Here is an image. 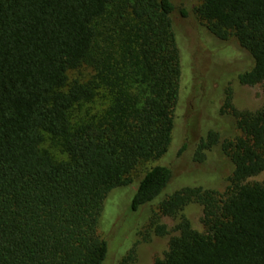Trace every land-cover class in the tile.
Listing matches in <instances>:
<instances>
[{
    "label": "trees",
    "instance_id": "trees-1",
    "mask_svg": "<svg viewBox=\"0 0 264 264\" xmlns=\"http://www.w3.org/2000/svg\"><path fill=\"white\" fill-rule=\"evenodd\" d=\"M173 10L171 0H0V264H102L107 193L172 139L181 77ZM194 11L213 36L248 51L238 80L264 94V0H200ZM230 98L220 109L240 133L210 130L194 150L202 160L217 144L230 159L223 191L165 194L172 169L159 163L137 179L130 206L155 203L157 234L167 233L160 215L177 218L152 264H264V179L246 180L264 169V101L249 110ZM192 201L202 231L182 212Z\"/></svg>",
    "mask_w": 264,
    "mask_h": 264
},
{
    "label": "rangeland",
    "instance_id": "rangeland-1",
    "mask_svg": "<svg viewBox=\"0 0 264 264\" xmlns=\"http://www.w3.org/2000/svg\"><path fill=\"white\" fill-rule=\"evenodd\" d=\"M171 1L174 4L171 19L181 69L172 139L162 156L137 166L132 173V182L114 187L107 193L98 221V232L107 245L102 264H122L127 252L131 257L127 264H152L155 257L163 255L170 235L177 233V218L160 215L159 222L166 225L167 233L157 234L150 224L155 203L143 204L135 210L131 208L130 200L138 177L146 168L159 163L172 169L165 194L185 185L223 191L232 163L217 144L204 149L202 160H195L198 140L202 136L205 138L210 130L220 132V138L240 133L233 118L220 109L227 91H230L231 103L238 109L255 110L264 101L261 84H243L238 80V74L252 65L248 51L233 36L222 40L206 29L194 11L200 0ZM262 179L264 169L246 180ZM182 212L194 228L203 230L200 203L189 202Z\"/></svg>",
    "mask_w": 264,
    "mask_h": 264
}]
</instances>
